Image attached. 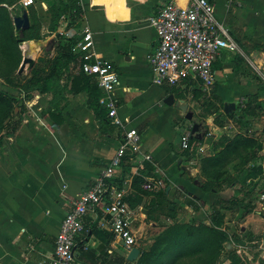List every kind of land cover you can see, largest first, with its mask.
I'll list each match as a JSON object with an SVG mask.
<instances>
[{
    "label": "crops",
    "instance_id": "1",
    "mask_svg": "<svg viewBox=\"0 0 264 264\" xmlns=\"http://www.w3.org/2000/svg\"><path fill=\"white\" fill-rule=\"evenodd\" d=\"M168 1L136 0L134 3L138 7L129 11L121 23L107 21L97 0H81L85 11L83 27L93 31L99 56L111 60L121 75L122 84L114 96L126 128H136L141 134V152L136 160L144 155L150 157L144 165H153L154 174L159 173L169 181L168 198L181 189V197L192 195L205 202L206 193L196 183V180L201 181L195 179L193 182V176L182 175L181 164H184L180 155L183 150L174 147L177 134L191 126L176 101L188 102L194 117L196 114L197 121H203L207 129L205 138L197 139L191 147L196 145L194 149L200 150L211 144L209 133L218 138L213 130L220 128H208L211 119L200 117L194 108L202 98L195 90L202 85L194 80L183 81L172 89L155 85L151 80L147 56L157 47L158 36L149 20ZM175 1L182 5L188 2ZM211 1L215 4L217 17L233 36L244 37L243 30L245 32L247 28H253L260 36V30L264 29V0ZM248 4L249 8H246ZM55 53L56 48L52 54ZM235 55L236 52L224 49L216 61V93L220 96L224 95L225 89L219 79L231 74V56ZM61 83L67 84L62 98L55 100L52 92H45L34 93L26 99L19 129L7 136L0 147V264H51L56 235L74 199L87 190L119 147L123 128L113 124L110 117V122H101L89 106L85 91H69L71 80L67 74ZM257 87L250 86L248 90L254 91ZM169 94L174 95L172 105L165 103ZM227 102L235 101L225 99L224 104ZM136 162H127L117 171V176L124 178L123 182L131 180V172L136 174ZM138 207L147 211L141 204L135 207L136 211ZM201 210L192 212L199 215ZM250 219L248 216L247 220ZM254 223L256 227L253 228L257 230L254 233L263 238L264 218H255ZM153 224L157 222L151 220L148 225ZM85 225L86 229L77 237L76 251L80 262L136 264L127 258L129 248L114 234L110 235L107 227L98 224L95 213L86 215ZM143 226L141 223L135 227ZM137 247L142 250L138 243Z\"/></svg>",
    "mask_w": 264,
    "mask_h": 264
},
{
    "label": "rangeland",
    "instance_id": "2",
    "mask_svg": "<svg viewBox=\"0 0 264 264\" xmlns=\"http://www.w3.org/2000/svg\"><path fill=\"white\" fill-rule=\"evenodd\" d=\"M13 1H15L13 5L7 6L8 19L11 22L2 17L3 20L0 24V74L5 72V67L11 69L15 67L18 48L19 66L14 71L15 81H12V84L6 83L4 85V80L0 76V84H2L0 87L18 97L19 87L28 77H31V70L33 69L27 70L26 68L22 74L18 73L24 57L25 44L28 41L42 42L43 48L38 49L35 54L37 61L39 58L53 57L56 54L52 53L57 46L56 34L58 32L66 35L68 31L76 30V36H78V33H81L87 26L83 27L85 13L83 5L82 13L75 18L70 12H61L58 0H32L31 4H28L26 0ZM135 1L97 0V3L103 10L107 21L122 23L129 11L132 12L138 7L135 6ZM24 8L31 11V23H34L35 26L31 32L32 38L18 43L17 46V43L12 44L13 40L8 36L10 33L16 36L17 31L13 18L20 15ZM246 8H249V4L246 5ZM55 13H61L57 19L56 31L52 30ZM260 31L259 36L253 28H247L245 32L243 30L244 37L234 36L239 45V50L235 56H231L229 66L231 74L227 73L223 79H219V84L223 85L225 89L223 96L216 93L218 82L209 90L202 87L195 90V93L202 97L199 105L195 104V111H199L200 117L211 119L212 124L208 125V128H220L213 130L214 133H217L218 138L215 139L213 136L216 135L209 133L211 144L200 150L194 149L196 145L190 147L185 153H181L180 157L182 163L190 170V172L183 170L182 175L193 176V182L195 179H199L202 183L207 184V190H203L206 193L205 202L207 206L205 207V202H202L203 200L201 201L198 197L195 198L194 203H191L192 195L181 197V189H178L172 198L164 200L162 191L167 193L169 186V181L164 176L155 173L162 184L158 190L152 191L140 188L137 179L136 181L134 179L136 174L130 173L131 180L127 187L134 191L132 201L134 204L141 202V207L147 210L143 212L142 208L138 207L135 220V226H139L141 223L144 225L140 228L135 227L137 243L144 252L142 264L164 263L163 258H161L163 251L175 241L177 225L184 223L200 224L201 221L207 225L211 224L214 201L219 197L227 201L225 204L227 207L221 208L224 217L218 227L220 231L225 233V240L216 243L215 239H211L207 246H201L199 254H197L199 260L195 264H230L233 257L237 259L238 264H264V246L261 243L260 235L254 233L257 230L253 228L256 227L255 218H261V216L264 218V213L260 214L261 203L259 201L264 192V29ZM220 73H218L219 76H221ZM254 85L258 86L257 90H254L256 92L248 90V87ZM225 99L241 103L242 109L236 108L231 113H226L224 110ZM20 108L19 104L10 103L5 107V110L12 109L14 113L12 122L19 119ZM236 115L241 116L240 121L236 120ZM197 118L195 114L194 119L197 120ZM9 120L5 116L0 122L6 124ZM10 131L12 129L9 128L5 133L8 134ZM235 143L238 144L234 148ZM227 146L228 148H225ZM223 150L226 158L222 159L219 165L212 166L207 163L208 158L214 157L216 153ZM247 167L255 171L244 174V169ZM217 173L218 177H216ZM133 181L136 182L134 189L132 188ZM231 199H239L243 203L252 201L254 213H249L246 219H240L242 212L233 209L234 204L230 202ZM168 202L175 205L173 212H169L167 209ZM153 206L158 208L157 212H153ZM198 210H201L199 215L192 212H198ZM252 213L255 214L253 215L254 218H252ZM248 216L251 217L249 221L247 220ZM151 220H155L157 224L148 225ZM228 243L232 244L231 249L227 248ZM182 251L183 248L178 247L174 251V257L169 259L167 264H182V262L179 263L181 260L190 263L191 256L183 257ZM138 259L139 257L134 262L136 263Z\"/></svg>",
    "mask_w": 264,
    "mask_h": 264
},
{
    "label": "built area",
    "instance_id": "3",
    "mask_svg": "<svg viewBox=\"0 0 264 264\" xmlns=\"http://www.w3.org/2000/svg\"><path fill=\"white\" fill-rule=\"evenodd\" d=\"M233 2L235 0H227ZM28 4L32 0H26ZM150 23L158 36L157 47L148 54L152 70V83L158 86L176 87L183 81H198L205 90L216 82L215 62L224 49L232 52L239 50V45L230 29L216 15L215 4L211 0H188L184 5L175 0L166 2L153 16ZM77 32L68 31L67 36ZM73 52L83 58L82 70L95 74L104 96L102 102L108 108V115L113 124L123 128L119 147L109 162L99 171L87 190L80 193L73 201L70 211L63 218L56 235L54 254L51 264H85L77 258V237L86 229L85 217L89 212L96 214L98 224L107 227L116 238L129 250L137 246L135 232L136 208L126 198L130 190L128 182L117 176V171L127 162H136V175L145 168V161L150 157L141 152V134L136 128H126L118 114L115 91L121 87L122 78L114 63L99 56L95 50L93 31L85 27L77 36L72 47ZM181 149L191 147V126L182 131ZM143 188L158 190L162 181L153 174L145 176ZM259 201L260 214L264 213V192ZM264 246V237L261 238Z\"/></svg>",
    "mask_w": 264,
    "mask_h": 264
},
{
    "label": "trees",
    "instance_id": "4",
    "mask_svg": "<svg viewBox=\"0 0 264 264\" xmlns=\"http://www.w3.org/2000/svg\"><path fill=\"white\" fill-rule=\"evenodd\" d=\"M60 4V10L61 12H70L72 16H75L77 18L82 13V4L80 0H58ZM15 1L13 0H0V24L2 17H5V20L8 22H11L8 13L7 6L13 5ZM59 10V7L57 8ZM23 11V10H22ZM30 22H31V11L28 10ZM55 18L52 21V30H57V19L61 15V13H55ZM70 15V16H71ZM12 24V23H11ZM35 24L31 23L30 28L25 30L23 35L20 34L19 31H17L16 36H13L12 33L9 34L8 37H10L11 40H13L12 44H16L18 46V43L23 42L25 40L31 39V32L34 29ZM1 36V33H0ZM77 36H67L64 34H61L58 32L56 34V41L57 46L56 48V55L53 57H45V58H39L36 62L35 66L31 70V77H28L27 80L19 87V96H13L9 92L4 91L0 87V120L3 117H7L10 120L4 124V122H0V147L4 143V140L7 136L13 135L16 133V131L19 129V126L22 122V114L25 112L26 99H29L32 94L34 93H45V92H52L53 93V99L57 100L59 98H62L64 96V92L67 89V84L63 85L61 83V79L67 74L68 78L71 80V86L69 88L70 92L73 93H79L82 91H85L88 95V104L90 107H92L97 115V118L101 122L109 121V115H108V108L106 105L102 102V98L104 96L103 91L100 89L98 80L95 74H87L84 73L82 70V64H83V58L81 54L75 53L72 50L73 45L76 42ZM16 42H15V41ZM13 54V53H11ZM19 66V48L17 52V63L13 69L11 68H4L5 72L1 73L0 76L4 80V85L12 84V81H15L14 77V71ZM215 68L217 66L216 62L214 64ZM19 77V75H17ZM21 76V75H20ZM13 78V80H12ZM14 83V82H13ZM2 86V84H0ZM174 89V87H172ZM19 104L20 105V116L17 121L12 122V115H14L12 109L5 110V107H7V104ZM237 109L241 110V103H238ZM232 115V114H228ZM236 120L240 121L241 116L236 115ZM12 126V127H10ZM12 129L10 133L6 134V130ZM197 141L196 138L191 139V146L194 145V143ZM238 143H235L233 146H235ZM225 148H228L225 147ZM218 150V149H216ZM186 150H183L182 153H185ZM226 158V154L224 153V150L221 152H218L215 154L214 157L208 158L207 163H209L212 166H217L220 164L222 159ZM127 168H125L126 171ZM154 166L147 163L145 165V168L140 173V175H136L134 177L135 181L137 179V184L139 183L140 188L142 183L145 182V179L143 177L153 174L154 172ZM216 169V168H215ZM217 170V169H216ZM253 172L255 170H251L249 167L244 169V174H247L248 172ZM218 177V173L216 175ZM120 184H122V179L119 180ZM135 184V185H134ZM143 185V184H142ZM136 186V182L133 181V189ZM200 187L203 190H207V184L200 182ZM214 190L216 187H213ZM133 190H129L127 194V199L129 200L132 207H136L141 204V202L133 203ZM162 195L164 196V200L168 198V195L165 191H162ZM196 201L195 198L191 201V203H194ZM230 202H232L233 209L241 211V217L240 219L246 218V216L254 211V205L252 204V201H248L247 203L241 202L239 199H231ZM227 201H225L222 198H217L214 201L213 206V216H212V223L207 225L204 224L202 221L200 224L195 223H184L181 225H177L176 231H177V237L171 245L163 251V255L161 258H163V264H167L168 260L174 257V251L177 250L178 247H182L183 251L181 252V255L183 257L185 256H191L190 263L189 261L181 260L182 264H195L196 261L199 260V250L201 246H207L208 242L211 241V239H215L216 243L221 242L222 240H225V233L220 231L218 227L223 221L224 214L221 212V208H226L227 205H225ZM241 203V205H240ZM170 205H174L168 202V205H166L169 212H173L175 205L173 208L170 207ZM220 206V207H218ZM153 212H157V207H152ZM86 227V225H85ZM108 233L111 235L113 234L111 231H108ZM219 246V245H218ZM181 255H179L181 257ZM143 256L144 252L143 249L140 252L139 259L136 262V264H142L143 263ZM178 256V257H179ZM230 264H238V261L236 258H231Z\"/></svg>",
    "mask_w": 264,
    "mask_h": 264
},
{
    "label": "water",
    "instance_id": "5",
    "mask_svg": "<svg viewBox=\"0 0 264 264\" xmlns=\"http://www.w3.org/2000/svg\"><path fill=\"white\" fill-rule=\"evenodd\" d=\"M16 30L20 32L21 35H23L24 31L30 28L31 22L28 14V9L24 8L22 13L20 15H16L13 18ZM36 59L33 55L29 53L28 50H24V57L23 61L20 65V68L18 70L19 74H22L25 69L31 70L35 65ZM165 103L172 105L174 103V95L169 94L165 98ZM182 111L187 120L191 122V133L192 138H196L198 140H203L205 136L207 135V129L205 128V123L203 121H197L194 119V111L189 107V103L186 101H182V103H179L176 101L175 103ZM237 108V103L235 102H227L225 103V112L231 113L233 110ZM181 141H182V134L178 133L175 140H174V147L177 150H181ZM179 164H181V161H179ZM181 168L184 171L190 172L189 168L186 165L181 164ZM192 177V176H191ZM196 183L200 182L196 180ZM170 187L167 188V192H169ZM171 208H173V205H170ZM227 248L231 249L232 244L228 243ZM140 248L137 246H134L130 249L128 253V260L129 261H135L139 255H140Z\"/></svg>",
    "mask_w": 264,
    "mask_h": 264
},
{
    "label": "bare ground",
    "instance_id": "6",
    "mask_svg": "<svg viewBox=\"0 0 264 264\" xmlns=\"http://www.w3.org/2000/svg\"><path fill=\"white\" fill-rule=\"evenodd\" d=\"M41 45H42V42H39V41H28L25 44L24 50H28L29 53L34 56L36 54V50L39 49Z\"/></svg>",
    "mask_w": 264,
    "mask_h": 264
}]
</instances>
